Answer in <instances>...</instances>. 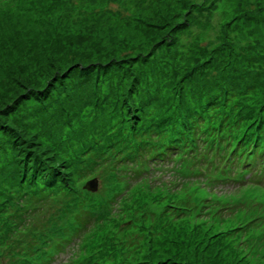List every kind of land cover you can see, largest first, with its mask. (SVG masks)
I'll return each instance as SVG.
<instances>
[{
  "label": "rangeland",
  "instance_id": "rangeland-1",
  "mask_svg": "<svg viewBox=\"0 0 264 264\" xmlns=\"http://www.w3.org/2000/svg\"><path fill=\"white\" fill-rule=\"evenodd\" d=\"M184 78L187 91L194 88L195 78L221 81L222 89L233 80L242 89L250 88L247 92L255 100H264V0H0V124L17 127L23 122L29 132L40 129L44 143L50 145L61 134L58 152L63 156L78 150L79 140L91 134L89 128L114 123L124 113L120 108L125 91H149L166 104L172 101L173 85ZM43 96H47L44 105L39 99ZM190 102L198 106L196 99ZM157 105L148 110L156 114ZM64 106L81 107L76 116H70L68 127L64 114L56 111ZM53 111L56 116L44 118ZM56 129L63 133L55 136ZM102 130L84 140L93 141ZM14 142L0 128V181L12 176ZM85 144L81 141L79 148ZM221 151L226 153L227 149ZM103 167L97 165L90 176L76 179L84 194L53 193V202L48 201L35 214L30 240L38 250L32 264L74 221L65 212H78L81 200L101 206L104 216L97 218L99 214L89 203L95 228L91 225V233L87 230L81 240L74 241L73 256L58 255L61 257L55 264H212L213 257L193 251L195 256L190 258V252L197 241L206 243L215 231L201 228L195 215L173 224L166 216L157 221L159 212L150 209L155 205L154 210H161L172 199L174 207L175 200L184 197L202 204L201 209L209 206L198 218L209 223L222 216L230 222L219 221L221 229L216 228L226 235L228 248L221 252L226 261H235L233 253H240L252 264H264V174L259 167L255 169L259 172L256 183L263 186L241 189L223 179L224 188L232 191L224 189L220 195L206 186L207 179L200 178L197 170L192 174L191 163H179L175 172L167 174L171 181L182 183L184 190L179 197L171 193L163 196L171 185L168 179H161L154 185L146 181L133 188L129 203L125 201L128 193L119 197L114 193L116 185L124 186ZM216 174L220 180L221 175L225 178L222 171ZM90 181H96L95 192L85 188ZM28 211L20 210V214ZM13 213L9 209L0 214V238L9 237L0 257L6 258L1 262L17 264L13 258L19 254L11 246L7 249L18 236L14 227L19 225L5 223ZM49 219L52 222L44 236L45 227L39 226ZM150 222L161 223L152 227ZM240 226L246 230L236 237ZM7 252L13 253V258Z\"/></svg>",
  "mask_w": 264,
  "mask_h": 264
},
{
  "label": "trees",
  "instance_id": "trees-1",
  "mask_svg": "<svg viewBox=\"0 0 264 264\" xmlns=\"http://www.w3.org/2000/svg\"><path fill=\"white\" fill-rule=\"evenodd\" d=\"M199 78H195L194 88L191 91L186 90L185 78L182 82L173 85L172 101L166 104H164L163 99L158 98V96L155 97V95L152 96V92L149 93V91L142 93L135 88L125 91L122 93L123 102L120 108L124 110V113L117 117L114 123L89 128L91 134H86L85 138L80 139L77 144L78 150L68 156H63L64 154L58 152L62 138L61 134L57 135V133H61L62 129L54 131V135L57 137L52 140V145H50L44 143L40 129L35 128V132H29L23 128V122L18 125L21 128L9 123L0 124L3 132L14 138L16 144L12 150L14 153L11 162L12 172L9 173L12 176L10 179L0 181V214H5L11 209L14 212L12 218L15 220L14 226L19 225L17 229L14 227L18 235L14 243L7 244V249L11 246L14 253L19 254L13 258L11 255L13 253L7 252L14 262L30 264L34 247L29 245L31 241L29 242L28 238L33 232V217L43 205L52 201L51 195L62 192L68 196H73L76 192L81 191L76 179L87 178L91 175L92 168L96 169L97 165L102 164L103 168H107L108 171L110 169L109 174L114 175L117 182L120 183L121 180L127 182L124 187L129 193L125 199L127 203L132 198L133 188L131 185L151 179L154 177L150 176L151 172L154 174L163 169L173 170L174 165L177 166L184 161L193 162L195 165L196 162L205 163L209 160L211 162L208 166L211 167L212 161L218 156L219 151L224 158L231 155L236 161L235 167L238 170L241 167L252 169L259 167L260 173L264 174V100H255L253 94L247 92L250 88L242 89L238 85L239 82L230 80L228 81L229 87L222 89L224 85L221 84V81H204ZM189 93L192 95H188ZM46 97L39 98L43 105L47 100ZM234 98H236L235 102L233 101ZM191 99H196L198 106L193 107L190 102ZM157 102L158 109L157 113L154 114L148 109ZM229 102H234V104L229 105ZM71 108L75 110L65 106L56 110L57 115L64 114L67 127L70 124V116H76L78 110L81 109V107L76 108L74 106ZM52 115L56 116L55 111L48 116L45 115L44 118ZM4 116H7L6 113ZM4 121L6 122V119ZM111 126L116 127L104 130ZM99 130H102L101 136H94L93 141L90 140L89 142L84 140L91 138ZM81 141H86L87 144L79 148ZM226 149L227 153L221 151ZM253 159L258 160V162L253 164ZM74 184L76 188L72 189ZM177 189L182 188L178 187ZM81 193L84 194L83 191ZM170 193L173 195L171 191H165L163 196L170 195ZM117 194H120L119 190ZM176 201L181 202V199ZM81 202L84 206L83 209L78 212L66 211L65 214L70 219L79 220L78 229L83 230L80 233L83 236L87 230L91 233V228L89 229L90 226L84 225L85 222L82 217L88 214V220L92 221L94 228L96 225L93 224L96 222L91 213L86 212V209H89V201L81 200ZM86 204L87 206H85ZM153 206L150 207L151 210L159 211L154 210ZM194 206V200L190 198L185 201V205L181 209L173 207V205H166L162 214L156 213L160 215L157 217V221L160 217L166 216L169 218L167 222L172 219L170 224H173L178 220H184L187 216L195 215L201 221V228L207 227L208 231L215 232L213 235H209L211 239L206 243H202V240L195 242L194 249L191 250L190 254L195 251L199 255L213 257L212 264H252L244 254L240 255V253H233V257L236 258L235 261H226L221 255L224 247L228 248V244L224 240L226 235L224 231L219 230L221 228L218 227L217 223L229 221L221 216V219L217 217L208 223L197 216L203 215L209 206L207 205L202 209ZM24 209L29 211L22 214L23 219L19 214L20 210ZM170 209L174 213L172 216L168 212ZM58 210L60 211L61 208ZM55 215L56 212L52 214V217ZM175 215L178 216L173 217ZM102 216L104 215L101 214L100 217ZM243 219L244 215L234 222L233 226L236 227ZM51 222L52 219L46 220L39 227L43 226L48 229ZM5 223L9 225L7 218ZM98 223L101 226V223ZM160 223L150 222V225L155 227L156 224L160 225ZM67 227L68 225L65 226V228ZM65 228L60 233L64 240L56 238L55 243L65 242L67 244L70 242L72 235L69 233L70 230ZM244 228L240 226L237 229L236 237L246 230ZM8 239V234L0 238V253ZM37 239L39 241V238ZM46 240L49 242L47 237ZM84 242L82 241L81 245ZM52 247L60 248L59 245L55 244ZM18 250L21 251L18 252ZM193 256H195L194 253L191 254L190 258ZM171 257L176 258V256ZM2 259L6 258L0 257V264H14L8 263V261L1 262Z\"/></svg>",
  "mask_w": 264,
  "mask_h": 264
},
{
  "label": "water",
  "instance_id": "water-1",
  "mask_svg": "<svg viewBox=\"0 0 264 264\" xmlns=\"http://www.w3.org/2000/svg\"><path fill=\"white\" fill-rule=\"evenodd\" d=\"M88 187L91 188V184Z\"/></svg>",
  "mask_w": 264,
  "mask_h": 264
}]
</instances>
